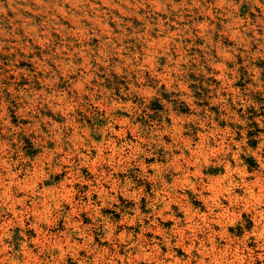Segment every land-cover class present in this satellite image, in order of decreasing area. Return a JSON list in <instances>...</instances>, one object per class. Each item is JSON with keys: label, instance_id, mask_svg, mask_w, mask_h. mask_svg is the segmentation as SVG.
<instances>
[{"label": "rangeland", "instance_id": "374dc122", "mask_svg": "<svg viewBox=\"0 0 264 264\" xmlns=\"http://www.w3.org/2000/svg\"><path fill=\"white\" fill-rule=\"evenodd\" d=\"M0 264H264V0H0Z\"/></svg>", "mask_w": 264, "mask_h": 264}]
</instances>
